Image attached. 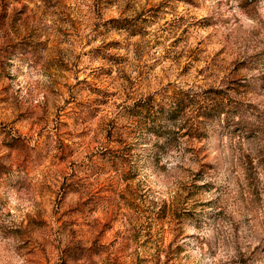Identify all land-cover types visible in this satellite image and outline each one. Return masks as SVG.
<instances>
[{
	"label": "rangeland",
	"instance_id": "374dc122",
	"mask_svg": "<svg viewBox=\"0 0 264 264\" xmlns=\"http://www.w3.org/2000/svg\"><path fill=\"white\" fill-rule=\"evenodd\" d=\"M0 264H264V0H0Z\"/></svg>",
	"mask_w": 264,
	"mask_h": 264
},
{
	"label": "trees",
	"instance_id": "16d2710c",
	"mask_svg": "<svg viewBox=\"0 0 264 264\" xmlns=\"http://www.w3.org/2000/svg\"><path fill=\"white\" fill-rule=\"evenodd\" d=\"M178 107V105L176 104V108ZM176 108H174V110L173 109H171V110H173V111H171V112H173V113H177L178 112V110H176ZM217 109V108H216ZM225 111L223 110V109H217L215 112H213V111H211L210 112V114H212V117H214V116H217V115H220V114H222V113H224ZM213 114H215V115H213ZM217 114V115H216ZM172 119L175 121V120H177V117H175V116H172ZM234 125H238V123H233ZM247 127H248V125H246ZM238 127V126H237ZM247 127H245V128H247ZM240 128V127H239ZM242 128V127H241ZM253 128L252 127H250V130H252Z\"/></svg>",
	"mask_w": 264,
	"mask_h": 264
}]
</instances>
